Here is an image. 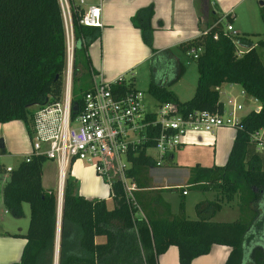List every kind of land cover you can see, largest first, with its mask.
I'll return each mask as SVG.
<instances>
[{"label":"trees","instance_id":"obj_1","mask_svg":"<svg viewBox=\"0 0 264 264\" xmlns=\"http://www.w3.org/2000/svg\"><path fill=\"white\" fill-rule=\"evenodd\" d=\"M69 2L74 35L72 93L78 102L91 86L87 45L100 37L101 27L80 23L82 7ZM259 12L264 21V0ZM153 13V4L149 3L136 10L131 22L153 52L147 91L157 102L174 101L184 113L193 109L219 112L222 101L217 87L223 82H235L259 101L260 108L246 112L234 126L235 134L223 164H195L190 168V183H201V189L215 192L214 199L196 202V218L186 216L183 200L178 215L149 212L136 191V201L143 211L140 215L117 182L110 191L113 206L109 207L105 198L77 193L74 180L67 175L58 264H158L159 254L171 244L178 248L180 264H190L214 243L230 246L224 264H264V151L257 149L252 139V134L264 127V63L257 49L264 39L254 44L251 33L243 32L234 40L217 16L208 32L202 29L197 36L178 43L186 53L201 47L193 57L198 72L195 90L190 98L180 100L170 85L184 73L185 65L172 57L171 48L157 51L153 47ZM215 32L217 38L213 37ZM236 42L247 46L241 54ZM160 59L166 66L169 59L173 62L172 70L162 78L155 74ZM65 67L66 31L59 0H0V122L21 119L28 131L30 106L60 97ZM114 88L129 89L125 84ZM148 145L139 146L137 154L131 155L129 173L139 185L146 169L154 165V159L146 153ZM46 159L44 155L22 159L8 171L0 163V172H8L2 187L5 207L21 216L23 202L29 204L28 226L23 234L26 241L20 260L12 264L54 262L58 196L57 187L47 188L42 183ZM232 200L239 210L236 218L211 219L223 203Z\"/></svg>","mask_w":264,"mask_h":264},{"label":"built area","instance_id":"obj_2","mask_svg":"<svg viewBox=\"0 0 264 264\" xmlns=\"http://www.w3.org/2000/svg\"><path fill=\"white\" fill-rule=\"evenodd\" d=\"M80 0V5L83 3ZM66 31V67L60 97L30 106L29 122L30 151L24 155L28 161L36 155H44L56 161L58 182L63 181L72 160L82 159L91 164L98 176L112 191L113 184L123 188L125 199L138 208L135 192L139 189L136 178L129 173L138 147L149 143L147 149L157 150L154 165H161L170 151L184 143V137L192 133L212 132L217 127H234L239 119L238 111L244 106L235 97L222 101V109H193L184 113L174 101L157 103V109H146L144 93L138 88L121 91L114 88L123 84L124 74L104 80L99 71L90 70L91 86L84 91L79 101L73 99L72 67L74 59V35L69 0H59ZM79 5V6H80ZM79 22L86 25H101L99 4H88ZM210 29L206 27L204 32ZM225 31L236 34L231 22H226ZM217 33L213 34L217 38ZM241 54L246 45L236 42ZM201 47L187 53L195 58ZM75 106V108H74ZM259 109V108H258ZM256 109V110H258ZM256 147L264 151V127L252 134ZM12 166H6L8 171ZM187 190L183 189V193Z\"/></svg>","mask_w":264,"mask_h":264},{"label":"crops","instance_id":"obj_3","mask_svg":"<svg viewBox=\"0 0 264 264\" xmlns=\"http://www.w3.org/2000/svg\"><path fill=\"white\" fill-rule=\"evenodd\" d=\"M74 4L80 5V0H72ZM84 2L80 7H85L88 4H99L100 6V20H101V35L99 37L100 46V58L98 59L94 55V44L89 46L90 51V65L95 71H99L104 80H111L119 74H124L125 84L129 88H138L136 85L134 68L144 61H149L153 58V52L141 38L140 30L135 27L131 22V16L136 10L149 3L153 4L154 13L151 18V25L153 26L152 32V45L157 51L171 48L173 49L178 43L191 39L200 34L202 29L209 27L215 17H219L220 21L224 24L231 22L233 28L236 29L238 34L243 32H251L260 29L259 18V0H83ZM262 19V18H261ZM225 28V26H224ZM249 32V33H250ZM97 43V44H98ZM242 44V43H241ZM97 47V45H96ZM174 59L181 58L178 56L176 50L173 49ZM182 61V60H181ZM158 62V69H155L156 76L162 78L166 75V63L163 59ZM185 65V71L180 78L170 85L178 96L175 89V85L182 79L184 74L188 71V65L182 61ZM196 66V62H195ZM127 72H130L127 76ZM198 76V74H197ZM164 79V78H163ZM150 81V80H149ZM197 81V79H196ZM220 92L221 101L225 102L228 97H235V99L242 101L244 106L249 105L251 102H255L254 106H249L248 112L251 109L260 108L259 101L256 98L249 96L247 98L244 95H248L243 88L235 82H223L218 87ZM224 95V96H223ZM178 98L182 100L179 96ZM190 98V97H189ZM188 99V98H187ZM186 100V99H185ZM243 106V108H244ZM0 135L1 139L0 147L2 149L1 155H13L18 157L19 153L24 155L30 151L29 135L24 122L21 119H13L5 122H0ZM222 127L215 128L212 132L207 133H189L184 137V143L176 147L168 153L164 158V161L175 157L178 148H182L186 145H199V146H211L215 144L214 132L220 131ZM235 134V133H234ZM231 136V144L234 137ZM204 138L206 140H204ZM230 144V147H231ZM152 148V147H150ZM148 148V149H150ZM147 149V151H148ZM154 149V148H153ZM177 149V150H176ZM176 150V151H174ZM230 150V148H229ZM155 153L148 151V154L152 158L158 157V152L155 149ZM229 153V151H228ZM228 156V154H227ZM227 157L223 156L220 160H217L216 154L213 155V164H223ZM22 160V159H20ZM47 160V159H46ZM52 160V159H51ZM19 161V160H18ZM163 161V162H164ZM197 161L195 164L205 165L202 160ZM18 164V162H17ZM16 164V165H17ZM163 164V163H162ZM161 164V165H162ZM195 164H192L195 165ZM15 165V166H16ZM212 164H206L209 166ZM12 166V165H7ZM160 166V165H159ZM190 166V168L192 167ZM6 166H4L5 169ZM14 167V166H12ZM6 170V169H5ZM76 179V176L73 177ZM189 178V176H188ZM187 178L186 183L177 184L181 190L182 196L188 194L187 187L195 186L198 191V196L192 199L190 202L182 198L184 202L185 212L192 209L193 216H187L190 218H196L195 204L200 200L214 199L215 192L212 189H201V183H190ZM42 183L47 188H52V184L46 185L44 182V174L42 169ZM2 187L0 185V264H12L18 262L21 257V252L25 244L26 238L24 233L27 230L28 222L23 221L15 216L10 210H8L3 202ZM59 188V182H58ZM160 188L155 186L151 189ZM149 187H142L138 191L141 196V201L147 205L149 212L154 211L156 215H162L166 212H170L172 215H178L179 206L177 211L173 210L172 203L167 199L155 198L148 193L143 195V191L149 190ZM183 189L187 191L183 193ZM210 192L211 195L205 194ZM186 198V197H185ZM106 199H110L109 195H106ZM164 201V202H163ZM168 205V206H167ZM190 205V207H189ZM168 207V209H167ZM226 208L224 213L220 214L221 210ZM23 216H25V208L22 204ZM238 210L235 200L223 203L220 210H218L211 219L213 220H232L239 214L235 212ZM225 215V216H224ZM230 251V246L226 244H212L210 250L207 253L194 257L190 264H224ZM158 264H180L178 259V248L176 245L171 244L168 248L159 254Z\"/></svg>","mask_w":264,"mask_h":264},{"label":"rangeland","instance_id":"obj_4","mask_svg":"<svg viewBox=\"0 0 264 264\" xmlns=\"http://www.w3.org/2000/svg\"><path fill=\"white\" fill-rule=\"evenodd\" d=\"M260 21V29H257L256 31H249L251 33V39L254 44L258 42L260 38L264 39V21L259 18ZM226 27V24H224ZM236 31V29L234 28ZM236 40L240 34H231ZM95 41V42H94ZM99 38L94 39L87 45V54L89 58L91 57L89 46L91 44L95 45L94 48V55L99 59L100 58V46H99ZM94 42V43H93ZM98 43V44H97ZM97 45V47H96ZM173 49L176 50L178 56L181 58L182 61H184L188 65V71L184 74L182 79L174 86L178 96L185 100L189 98L196 86V79H197V68L195 66V60L192 56V54L186 53L182 51L178 46L174 47ZM172 51L174 52V50ZM257 49L260 53V57L264 63V44L257 45ZM201 50V49H200ZM199 50V51H200ZM175 53V52H174ZM82 54V53H80ZM169 58V57H167ZM80 65L83 67V63L81 62ZM173 62L172 59H169L168 64L165 68V71L169 72L172 70ZM151 64L149 61H144L140 63L137 67L134 68L135 73V79H136V85L141 89L144 93L143 97V103L145 105L146 109H157L158 102L157 100L147 91V86L151 77ZM130 72H127V76H129ZM224 96V95H223ZM247 98H249V95H244ZM255 102H251L249 105H245L244 108L238 111V117H242L246 111L249 109V106H254ZM1 125V124H0ZM216 130V129H215ZM192 133V132H190ZM235 133V127H232L231 125L222 126L221 130L215 131L213 137L215 138V144L211 146H199V145H186L183 146L179 150L176 151L175 157L171 159H167L163 162L162 165H151L149 166L145 173L142 175L141 181L143 182L141 185H139V189L142 187H149V190L143 191V195H146L147 193L149 195L155 196L156 198L161 199H167L169 200L173 205V210L175 212H178L177 206L180 204V201L182 198L187 200V202L191 201L192 199L196 198L198 196V191H200L195 186H188V194L186 196H182L180 188H178L177 184L186 183L187 178L190 174V166L192 164H195L194 160H202L203 164H213V155L216 154L217 160H220L223 156L225 158L227 157L230 144H231V136ZM1 134V133H0ZM1 139L3 140V136L0 135V143ZM204 140H206L204 138ZM148 151L153 152L156 154L155 149L150 148ZM2 149L0 147V163L2 167L9 165L15 166L17 162L20 161V159L24 158V153H19L22 155H19L18 157L13 156L11 154L3 156L1 155ZM19 160V161H18ZM43 174H44V182L46 185L52 184V186L58 188V178H57V164L55 160L47 159L44 161L43 166ZM71 177V179L74 180V186L75 191L79 194H82L89 198H105L106 195L110 196V190L108 185L102 180L100 176H98L94 170V167L85 162L82 159H75L72 160L69 167L67 168L66 176ZM65 176V177H66ZM76 176V179L73 177ZM8 179V172L4 169L0 172V185L4 184L5 181ZM155 186H159L160 188L157 189H151ZM208 196L211 195L210 192H206ZM154 197V198H155ZM186 197V198H185ZM107 204L109 207L113 206V200L110 197V199H106ZM139 203V202H138ZM23 206L25 208V216L23 214L21 216H18L19 219L23 221H27L29 219V204L28 202L24 201ZM190 207V205H189ZM193 208H190L189 211L185 212L188 216H193L192 212ZM226 208H223L221 212L219 213L220 217L222 213ZM235 212L238 213V210L236 209ZM136 213L143 215V211L140 208V204H138V209ZM186 214V216H187ZM187 216V217H188ZM225 216V215H224ZM101 239L103 237H100Z\"/></svg>","mask_w":264,"mask_h":264},{"label":"water","instance_id":"obj_5","mask_svg":"<svg viewBox=\"0 0 264 264\" xmlns=\"http://www.w3.org/2000/svg\"><path fill=\"white\" fill-rule=\"evenodd\" d=\"M260 4L263 3V0H259ZM75 108V106H74ZM63 186L62 190L59 192V188H57V196H58V215H57V229L55 236V249H54V262L53 264H58V250H59V233H60V218H61V207H62V196H63Z\"/></svg>","mask_w":264,"mask_h":264},{"label":"bare ground","instance_id":"obj_6","mask_svg":"<svg viewBox=\"0 0 264 264\" xmlns=\"http://www.w3.org/2000/svg\"><path fill=\"white\" fill-rule=\"evenodd\" d=\"M62 185H63V177H61L59 181V192L62 190Z\"/></svg>","mask_w":264,"mask_h":264}]
</instances>
